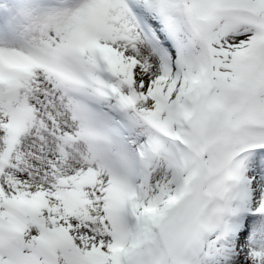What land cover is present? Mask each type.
<instances>
[{
  "label": "snow or ice",
  "instance_id": "obj_1",
  "mask_svg": "<svg viewBox=\"0 0 264 264\" xmlns=\"http://www.w3.org/2000/svg\"><path fill=\"white\" fill-rule=\"evenodd\" d=\"M0 264H264V0H0Z\"/></svg>",
  "mask_w": 264,
  "mask_h": 264
}]
</instances>
